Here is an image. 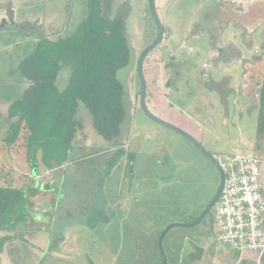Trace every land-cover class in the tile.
Wrapping results in <instances>:
<instances>
[{
  "label": "rangeland",
  "instance_id": "obj_1",
  "mask_svg": "<svg viewBox=\"0 0 264 264\" xmlns=\"http://www.w3.org/2000/svg\"><path fill=\"white\" fill-rule=\"evenodd\" d=\"M13 5L17 12L14 23H2L1 17L7 18V9L15 12ZM155 5L165 33L164 41L149 53L145 64L149 110L192 135L212 155L230 154L239 147L244 154L256 156L264 163V142L259 149L256 136L264 79V0H155ZM0 8L2 106L18 99L26 87L20 81L17 65L34 50L39 35L56 38L70 34L84 18L87 1L0 0ZM103 9L107 17L122 15L128 25L133 56L130 65L118 72V77L132 102L134 129L128 137L127 148L92 158L69 170L68 184L71 182L74 196L80 193L81 187H91V199L79 204L98 206L93 210L78 209L85 220L83 227L72 228L67 237L64 235L62 252L53 253L41 263L163 264L160 237L169 225L177 224L163 240L167 264L180 262L187 248L194 250V243L202 245L205 251L204 256L191 264H261L252 253L240 255L218 244L209 215L196 225L183 226L193 223L215 196L220 183L219 171L188 139L154 122L141 109L138 58L158 33L148 0H104ZM40 16L52 21L50 30L38 19ZM244 34L249 39L252 36L251 47L246 46ZM216 37L225 46L221 52L217 51ZM239 52L241 59L235 58ZM215 53L217 58L230 60L214 59ZM245 59L249 62L244 79ZM68 79L69 72L62 70L57 86L64 89ZM79 111L87 116L89 145L73 146L70 159L106 146L92 128L89 111L84 105ZM5 125L0 110V171H10L8 165L12 162L15 179L19 172L36 175L25 153L9 154L3 149ZM112 167L115 169L105 188L106 200L112 208L102 209L105 199L93 191L101 187L103 175ZM44 170L36 173H40V180L48 188L53 175L48 171L43 173ZM58 182L54 181L56 188ZM4 184L0 180V185ZM120 201L125 203L124 207ZM40 211L45 209L41 206ZM44 217L48 218L47 214ZM110 217V224L101 223ZM106 226L109 234L104 229ZM26 241L19 240L17 243L22 244L19 252L5 257V261L38 264V252L29 250ZM42 243L38 244L43 247L47 242ZM57 243L56 238L54 244Z\"/></svg>",
  "mask_w": 264,
  "mask_h": 264
},
{
  "label": "trees",
  "instance_id": "obj_2",
  "mask_svg": "<svg viewBox=\"0 0 264 264\" xmlns=\"http://www.w3.org/2000/svg\"><path fill=\"white\" fill-rule=\"evenodd\" d=\"M86 1V14L70 34L56 38L39 35L34 50L17 65L20 81L23 80L26 87L18 99L0 106L6 120L3 149L9 154L15 152L22 156L25 153L32 173L36 174L28 176L19 172L15 179L12 162L8 165L10 171H0V180L5 181L0 185V252L5 251L7 244L15 243L19 236L27 240L23 233L19 235L17 227L27 221L28 212L36 210L31 207L30 198L48 185L40 180V173L36 170L51 171L53 179L49 182H57L61 168L69 162L71 148L89 145L87 116L79 113L81 105L89 111L93 130L103 139L102 142H106L105 147L103 144L100 147L102 151L122 148L129 140L132 102L118 77V72L130 65L133 56L128 25L122 15L107 17L104 14V0ZM218 37L216 48L221 52L225 46ZM243 37L246 46L251 47L252 36L249 39L244 34ZM226 58L229 57L217 58V53L214 56L217 60ZM235 58L241 59L240 52ZM248 62L249 59L243 61L244 79ZM64 69L69 72V79L66 87L60 89L57 80ZM258 112L257 135L263 138L264 79ZM95 154L93 150L89 160L95 158ZM35 183L38 186L34 189L31 185ZM208 215L213 228L212 211ZM193 247L194 250L187 248L183 259L178 257L180 262H175L191 264L199 260L204 255V247L196 243Z\"/></svg>",
  "mask_w": 264,
  "mask_h": 264
},
{
  "label": "crops",
  "instance_id": "obj_3",
  "mask_svg": "<svg viewBox=\"0 0 264 264\" xmlns=\"http://www.w3.org/2000/svg\"><path fill=\"white\" fill-rule=\"evenodd\" d=\"M14 9V15H17L16 8L13 5ZM39 20L43 22L42 24L46 26L47 30H50V27H53V23L51 20L44 19L42 16L38 18ZM46 30V29H45ZM135 107V106H134ZM133 107V111H134ZM133 123V122H132ZM134 126L131 124L129 127V136L132 135L133 128ZM256 136L257 138V146L259 149L262 148L261 144L264 142V136L263 138H259L257 135V129H256ZM128 146V141L127 143L122 147V148H127ZM117 150L116 148L107 150V151H102V148H99L98 150H95V157H101L103 155H109V154H114V151ZM127 152V151H126ZM92 153V152H91ZM91 153L88 152V154H76L73 158H69V162L66 164V166H63L61 168L60 172V178H59V187L56 188L54 186V182L50 185V187L43 189L41 187L37 193L30 198L31 200V207H34L36 209V212H28V219L27 221L20 223L17 227V232L19 235L26 234L25 238L27 239V244L29 245V250H36L38 252V255L40 257L39 263L38 264H43L41 261L46 259L48 256L50 257L53 253L56 252V254L62 252L61 250V243L65 240V236L67 237V233L73 228H80L83 227V223L85 220L80 216L82 215L78 209H83V208H88V209H94L98 205H84L83 207L79 204L82 203L86 200L91 199V189H89L90 186L84 188L81 187V191L77 196H74V191L73 187H71L68 182H69V176H67V172L69 170H72L75 168L76 165H79L87 159L89 160V156H91ZM247 155V154H246ZM71 156V154H70ZM253 156V155H251ZM256 157V156H254ZM258 158V157H257ZM262 161V160H261ZM114 163V162H113ZM110 164H112L110 162ZM65 167V169H64ZM114 167H112L110 170H108V174L103 175L102 185L98 190L93 191V193H100L101 196H103V199H105V202H103L102 209H110L109 203H108V195H106V185L107 181H109L112 177V174L114 172ZM50 174L51 171H49ZM66 174V175H65ZM135 173L133 172V175ZM65 175V176H64ZM66 179V180H65ZM65 180V184L64 181ZM72 180V179H71ZM261 180L263 183V192H264V163L262 161V171H261ZM56 183V182H55ZM64 184V186L62 185ZM34 189L38 186V184L35 183V185H31ZM91 188V187H90ZM50 189V190H49ZM99 196V194H98ZM97 196V197H98ZM122 197V196H121ZM38 205V206H37ZM125 203L120 201V206L124 207ZM41 206L43 207V210L45 211H40ZM116 206V205H115ZM113 206V210L114 207ZM97 208V207H96ZM99 212V211H97ZM115 212V210H114ZM48 214L47 217L45 218L44 215ZM112 217H110L108 220L102 221L101 223L105 222L107 224H110ZM109 228V227H108ZM104 229L107 231L106 233H110V230L107 229V226L104 227ZM65 235V236H64ZM57 238V244H54V240ZM21 240L20 236L19 238L15 241V243H9L6 246V249L4 252H0V264H9L7 261H5V257L11 256L13 253H18L19 248L21 247L22 244H18L17 242ZM216 240V239H215ZM46 241L47 243H44V246L41 247L38 243L40 244ZM217 242V241H216ZM218 243V242H217ZM43 244V243H42ZM219 244V243H218ZM11 249L10 250L8 249ZM27 250V249H25ZM54 251V252H53ZM26 252V251H25ZM236 252V251H234ZM237 253V252H236ZM182 254H180L181 256ZM243 255V254H240ZM204 256V255H203Z\"/></svg>",
  "mask_w": 264,
  "mask_h": 264
},
{
  "label": "built area",
  "instance_id": "obj_4",
  "mask_svg": "<svg viewBox=\"0 0 264 264\" xmlns=\"http://www.w3.org/2000/svg\"><path fill=\"white\" fill-rule=\"evenodd\" d=\"M214 158L225 174L221 195L212 209L215 239L240 254H254L260 263L264 257L262 162L239 147Z\"/></svg>",
  "mask_w": 264,
  "mask_h": 264
},
{
  "label": "water",
  "instance_id": "obj_5",
  "mask_svg": "<svg viewBox=\"0 0 264 264\" xmlns=\"http://www.w3.org/2000/svg\"><path fill=\"white\" fill-rule=\"evenodd\" d=\"M149 3V7H150V11L152 13V16L156 22L157 25V29H158V33H157V37L156 39L153 41L152 44H150L148 47H146L142 53L140 54L139 58H138V64H137V70H138V75H139V79L141 82V93H140V106L141 109L143 110V112L150 118L152 119L154 122L163 125L167 128L172 129L173 131L179 133L180 135H182L183 137H185L186 139H188L191 143H193L207 158L210 162L213 163V165L217 168V170L219 171L220 174V183H219V188L215 194V196L213 197V199L210 201V203L207 205L206 209L202 212V214L191 224H185L183 226H192V225H196L198 223H200L214 208L215 204L217 203L223 186H224V181H225V174L224 171L221 169L218 161L214 158V156L196 139L194 138L192 135H190L189 133H187L186 131H184L183 129L172 125L162 119H160L159 117H157L156 115H154L149 108L147 107V103H146V94H147V82H146V77H145V72H144V63H145V59L146 57L149 55L150 52H152L157 46H159L163 41H164V25L162 23L161 18L158 15L157 12V8L155 5V0H148ZM10 13V19L11 21H14V12L12 9H10L9 11ZM177 224H171L169 225L162 233L161 237H160V248H161V253H162V258H163V264H167V256L163 250V240L166 236V234L168 233V231L173 228L174 226H176Z\"/></svg>",
  "mask_w": 264,
  "mask_h": 264
},
{
  "label": "flooded vegetation",
  "instance_id": "obj_6",
  "mask_svg": "<svg viewBox=\"0 0 264 264\" xmlns=\"http://www.w3.org/2000/svg\"><path fill=\"white\" fill-rule=\"evenodd\" d=\"M1 9V8H0ZM6 10V9H5ZM9 9L6 10V15H7V18H3L1 17V20H2V23H5V24H8V21L14 23V21H11L10 19V13H9ZM15 18V17H14ZM15 20V19H14Z\"/></svg>",
  "mask_w": 264,
  "mask_h": 264
}]
</instances>
